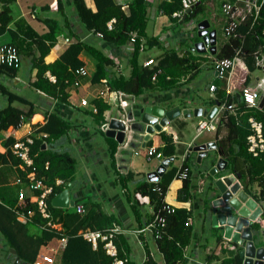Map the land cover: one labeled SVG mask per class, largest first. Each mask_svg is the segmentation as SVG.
<instances>
[{
	"label": "crops",
	"instance_id": "obj_1",
	"mask_svg": "<svg viewBox=\"0 0 264 264\" xmlns=\"http://www.w3.org/2000/svg\"><path fill=\"white\" fill-rule=\"evenodd\" d=\"M61 1L63 6L59 10L56 8L57 0H1L0 7L5 3L9 8L12 17V20L8 23L9 27L16 28V21L18 19H23L32 28L41 33L48 28L44 18L54 16L60 18L65 31L72 32L73 29H75L78 31V34H81V39L87 37L92 38L89 32H84L79 27V22L73 11L72 1ZM84 1L87 6L95 10V3L93 0ZM116 1L127 4L130 0ZM146 1L149 20L147 31L157 36L161 45L160 47L154 45L160 48V51L156 55L144 53L146 50L145 46L142 50L144 54H141V62L147 57H153L155 61H157L156 57L162 53L165 48H173L179 55L189 53L197 57L196 60L198 64L194 65L192 63L195 60L190 61L191 67L186 69L181 76H179L178 81H176L173 86L161 89H157V87L155 89H144L138 94L133 93L135 95L133 97L126 94L128 105L124 108L118 104V96H116L115 92H111L110 95L109 92L106 94V97L110 100L102 97L103 100L108 103L109 107L103 111V118L99 119L97 122L94 117L97 108L93 99L98 96V93L96 86L91 83V75L96 68V59L86 51H82L80 56L85 60L84 66L86 67L87 74L75 75L76 77L74 80L78 79V83L73 84V80L69 84L67 89V100L64 103H58V100L50 97V95H47L42 90L35 89L31 86L30 82L36 77V67H32L30 57L24 53L20 56V64L15 74L10 76L8 73H2L0 75V81L7 84L11 90L17 93L21 92L20 89L23 90V88L29 87L34 95H28L26 93L25 96L38 106V110L42 111L46 108L51 109L52 106V109H55L61 116L68 118L70 122L73 123L67 133L52 138L50 142H46V139H44L42 147L46 148L48 146L58 151L68 150L74 157H76V152L79 151L81 156L90 159V161L85 164L87 165L86 167L82 166V168H79L80 170L76 168L72 179L63 178L64 187L68 188L70 198H73L76 203L84 204L85 212L88 207H100L104 212L114 216V221L111 225L117 224L122 229L118 233L119 237L117 238V242H115L116 245L119 244L122 254L124 255V257H121L126 259L125 262H127V264H145V259L148 255L158 264H165L163 253L158 248L156 237L154 236V229L148 227L149 223L152 222L158 214L155 213L151 220L149 217L154 211L147 196L133 193L132 196H135L136 199L139 200L140 221H138L134 209L131 206V200L128 198V193L133 191L135 185L139 181H151L147 173L154 171L163 160L162 158L156 157L151 160L146 159L143 147L145 143H142V145L140 144L141 135H139L138 132H144L147 125L146 122L142 121V114L145 108H164L166 111L177 108V111L172 117L168 118V121L162 124L160 129L152 131L149 139L146 141L162 151V147L166 142L163 140L161 133L165 132L171 136V142L173 144V151L171 154L173 155V159L165 166L166 169L159 175L158 180L160 176L171 167L180 168V170L183 166L188 167L187 176L184 177L188 179L187 191L182 194H185V198L179 197V191L182 187L184 178L177 175L174 176L168 184L163 197V201L166 204L172 205L175 208L184 207L190 211L188 220L191 226L190 241L184 246L183 258L177 264H221L222 258L228 256L229 251L237 250L239 252L243 244L233 242L224 237L218 224L213 223L211 216L212 206L214 205L216 195L219 193L218 188L216 189L217 186H215V180L223 174L235 175L242 189L243 187L240 177L238 176L240 173L228 169H223L218 172L211 171L218 158L223 155L219 151L217 140L222 138L225 133L224 120L221 121L220 119L227 111V109H225L219 113L217 116L218 119L216 120L214 116L216 109L215 105L218 101L216 93L218 89H220V86H222L224 91L230 95L229 98L232 99L233 106H235V98L240 100L238 93L241 87L245 84H255L257 78H260L261 71L258 67L254 70H249L243 59L238 56L234 60L235 65L230 75L225 78L219 77L213 68V59L216 58L215 53L218 47L229 35H225L222 30L225 39L219 38L217 28H215L211 18L208 16H201L197 18L195 22L192 20L193 17L185 21V16L182 19H177L173 15H169L160 10L159 3L161 0ZM222 1L223 0H221V2ZM257 1L260 2L261 0ZM205 4L208 5V1H206ZM123 8H126V6ZM54 11L58 14L54 15ZM63 14L69 17V22H71L70 26L65 25ZM212 18L217 22L220 21L222 27L224 23L222 12L221 16L215 14ZM203 22H206V25ZM175 23L181 24L175 27ZM201 27H204L206 31H209L211 28L214 31L212 34V40H214V42L212 44L215 49L209 50L198 47V42L203 40V34L201 33L203 30ZM192 33L194 35H199V38H192ZM12 37L13 35L8 30L0 33V44L10 42ZM73 40H75L73 35L67 36V34L63 33L58 34L54 45L44 57L45 61H52L55 59L68 43ZM28 41L29 40L25 39L24 45L28 44ZM96 44L103 48V50L113 58L116 65H118L116 68L117 70H121L125 75L129 73L130 68L127 61L131 49L128 47L127 42L119 48L114 45L106 46L100 39L97 40ZM32 50H35L33 45ZM203 65L210 71V75L205 81L196 80L195 76ZM124 66H127V69H124ZM166 78L168 79L169 75H167ZM211 83L216 85L213 91L209 90V85ZM21 94L24 95V93ZM82 98L87 99L88 102L86 104H81ZM229 98L227 99L229 100ZM6 103V98L0 93V105L4 106ZM13 104L19 105V107L23 109L27 108V105L18 102H13ZM113 109H115L114 113ZM124 110H126L124 114L131 115L134 121L132 123V138L128 143L121 144L114 134H106L101 128L100 123L104 120H108L111 116H120V113L124 112ZM229 110L232 111V109ZM40 115L41 113L37 112L29 121L22 120L14 130H3L0 135V151L5 150V145L2 142L6 134H11L16 138L33 133L34 126L32 124L36 126L37 122H41L42 119ZM203 119H211L213 122L216 121V126L215 128L206 129L197 133V124ZM96 131L100 132L102 135V141L95 140L94 133ZM36 135L41 137L40 132ZM213 140L216 143L215 147L208 148L204 153H199L197 150L188 151L190 144L210 142ZM113 144L115 145V150L111 155ZM171 154L163 153L164 156ZM223 157L227 159L225 155H223ZM89 164L94 165V169H91ZM2 167L4 166L0 163V169ZM128 173L132 174L127 180L125 179L122 184L121 177H124V175ZM18 178V174L13 165L9 166L8 164L5 170L0 171V186L5 184L10 187V189L6 191V196L11 198L18 190V195L19 192L22 191L26 198H32L31 189L28 185H22L20 182L22 179L19 178V181L17 180ZM58 178L61 177H56L54 180L55 183ZM71 187H73L72 190ZM254 187H256V185H254ZM233 196L234 195H232V197ZM145 205H149V207L147 208ZM259 206L261 207V205ZM72 207L62 208L69 210L68 208ZM262 213L263 209L261 207V213L256 216V218L259 217V219L254 220L250 219V216L247 217V220H249L248 225L251 230V224L256 222L260 225L258 230L264 232V217H261ZM26 224L27 230L31 234H38L40 229H42V225L35 223L34 220L27 221ZM72 225L73 224L69 221H67V223L65 222V225L62 221L60 222V228L64 233L72 230ZM218 232H221V239H217V236L220 235ZM5 234L11 236V232L7 230L4 232L0 229V264L23 263L25 260L19 257L15 247L9 245V242L4 237ZM254 245L256 247H264V241L258 245L254 243ZM63 246L64 243H61L57 237H54L40 245L36 256L49 254L53 257V262L50 264H60ZM208 258L210 259L208 260ZM240 264H242V258Z\"/></svg>",
	"mask_w": 264,
	"mask_h": 264
},
{
	"label": "trees",
	"instance_id": "obj_2",
	"mask_svg": "<svg viewBox=\"0 0 264 264\" xmlns=\"http://www.w3.org/2000/svg\"><path fill=\"white\" fill-rule=\"evenodd\" d=\"M71 1L79 27L84 32H89L92 38L81 39V34H78L75 29L72 32L65 31L60 18L54 16L44 18L48 28L41 33L32 28L23 19L16 21V28L9 27L8 23L12 20L9 8L5 3L0 7V33L8 30L13 35L10 42H4L0 45L11 44L15 46L19 56L22 53L29 56L32 67H36V77L30 82L31 86L58 100V103H64L67 100V89L76 77L75 68L85 65V60L80 56L82 51L88 52L96 59V68L91 75V83L96 86L97 93L104 89L105 86L108 89L135 94L149 88H167L173 86L178 81L179 76L191 67L190 61L195 60L192 63L194 65L198 64L196 56L189 53L179 55L173 48L163 49L162 53L156 57V63L152 66L142 64L140 59L143 48L145 46L149 48L154 45L160 47L161 45L159 38L147 31L149 20L146 0H130L126 8H123L122 3L116 0H93L95 10L87 6L84 0ZM62 6V1L57 0L56 8L59 10ZM159 7L160 10L171 15L173 10L181 7V0H161ZM205 9V0H200L188 12L185 21L197 13L204 12ZM63 15L65 25L70 26L69 17L65 14ZM112 18L114 21L109 28L107 22ZM180 24L177 23L175 27L180 26ZM133 30L136 31L137 37L127 61L130 70L125 75L121 70L116 69L118 65H116L113 58L103 48L97 46L96 42L100 39L106 46L114 45L119 48L126 44L130 31ZM98 32L101 34L99 35ZM60 33L67 34V36L73 35L75 40L69 42L55 59L45 61V55L54 45L57 35ZM236 33L235 35H229L220 44L215 53L216 57H232L236 50H240L239 54L247 68L249 70L256 69L253 52L259 47L264 48V3L260 7L258 17L253 19L249 16L244 23H240L237 26ZM141 37L144 38V47L142 49L140 48ZM25 39L29 40L26 45H24ZM32 45L35 50H32ZM18 67L19 65L14 66L13 64L1 62L0 75L2 73H8L10 76L14 75ZM47 71L55 76V80L49 78L46 74ZM155 72V79H152V75ZM167 75H169L168 79L166 78ZM104 79L105 81H103ZM0 93L4 95L7 101L4 106L0 105V135L3 130L11 131L16 129V126L22 120L29 121L37 112L41 113L40 117L42 119L41 122L36 123V126L32 124L34 132L29 133L33 137L29 150L33 160L32 164H25L23 168L20 166L22 160L12 152L10 147L16 138L11 134H6L2 142L5 145V150L0 151V163L4 167L0 171L5 170L8 164L9 166L13 165L18 177L22 179L20 181L21 184L27 186L29 181L26 174L28 171L33 170L36 178L53 186L54 192L62 190L65 186L64 181L62 184H56L54 180L56 177H61L62 179L73 178L76 171V157L68 150L58 151L48 146L43 148L42 142L44 139H46V142H50L52 138L67 133L73 123L68 118L61 116L55 109H52V106L51 109L38 110V106L33 101L29 100L25 95L11 90L7 84L1 81ZM99 95L93 99L97 108V112L94 113L97 122L103 118V111L109 107L108 103ZM216 97L218 100L223 101L229 98L230 95L220 86ZM13 102L27 105V108L23 109L19 105L13 104ZM235 102L236 105L233 111L227 109L225 114L222 113L220 120H224L225 133L222 138L217 140V145L219 151L228 159L227 169L240 173L238 176L243 189L260 203V201H264V149L257 155H253L247 149V134L250 133L248 122L250 115L262 121L264 134V104L261 107L248 106L242 99L239 100L237 98H235ZM39 132H45L46 136H37L36 134ZM161 136L166 142L162 147V152L171 154L173 151L171 136L165 132L161 133ZM114 150L115 145L113 144L111 155ZM46 162L48 163L47 165H45ZM179 170L180 168L171 167L160 176L157 182L139 181L133 191L128 193V198L131 200V206L138 221H140L139 200L132 196L133 193L147 196L154 211L150 214V219L154 217L155 213L164 217V224L161 226L155 225L154 229L160 230V236L155 237L158 248L163 253L165 264L179 263L183 258V248L190 241L191 226L188 222L190 211L184 207L175 208L163 201L168 184ZM131 174L128 173L121 177V183L123 184L124 180H127ZM187 180L184 178L179 197L185 198V194H182L187 191ZM254 185H256V188H254ZM9 189L8 185L0 186V229L4 232L6 230L11 232V236L5 234L4 237L9 242V245L15 247L16 253L21 259L25 260L24 262L33 264L40 245L54 237H59L62 233L66 236V242L62 248L60 264H112V257L105 252L101 243L96 248H93L88 240L77 233L79 228L87 226L100 229L110 226L114 221L112 214L104 212L100 207L93 208L92 206L88 207L83 214L75 211L74 207L66 210L51 203V198L54 194L51 193L48 195L47 201L53 220L59 223L62 221L64 225L67 221L73 224L72 230L64 233L60 229L45 226V218L37 212L35 203L30 202L26 198L20 209L26 214L29 209H32L33 213L29 221L34 220L35 223L42 225V229H40L38 234H31L27 230V222H21L16 218L14 208L17 206L18 190L13 197L9 198L6 196V191ZM251 227L257 230L260 225L253 222ZM218 234L220 235L217 236V239H221V232H218ZM118 237L119 234L115 237L116 242ZM117 245L118 255L124 257L119 244ZM228 253V256L222 258L221 264L241 263V256L237 250L229 251ZM124 264H127V262ZM145 264L158 263L148 255L145 259Z\"/></svg>",
	"mask_w": 264,
	"mask_h": 264
},
{
	"label": "built area",
	"instance_id": "obj_3",
	"mask_svg": "<svg viewBox=\"0 0 264 264\" xmlns=\"http://www.w3.org/2000/svg\"><path fill=\"white\" fill-rule=\"evenodd\" d=\"M199 1L200 0H181V7L176 9V10H173L171 15H173L177 19H182L184 16L185 17L187 16L188 12ZM263 2H264V0H261L260 2H258L257 0H223L220 4V9H221V12H222L223 18H224V23L221 27L224 34L225 35H235V34H237L236 33L237 26L240 23H244L249 18V16H251L253 19L258 17L260 7H261V4ZM125 6H127V4H122V7H125ZM113 21H114V19L112 18L107 22V25L109 28L112 26ZM201 29L203 30V31L201 30L202 31L201 33L207 37V40L203 39L202 41H199L200 44H198V47H200L201 49H209V50L215 49L214 45L212 44V33H213L212 28L209 29V31L204 30L205 29L204 27H201ZM98 34L100 35L101 33L98 32ZM136 37H137L136 31H134V30L130 31L129 38L127 40V45L131 50H132L133 43H134ZM141 41H142V43L140 45V48L142 49L144 47V45H143L144 38H142ZM239 52H240V50H236L235 54L232 57H222V58L216 57L213 59V68L219 77L225 78V77H228L230 75V73L232 72L234 65H235L234 60L238 56L241 57ZM253 54H254L255 65L261 71L260 78H257L255 84L243 85L241 87L238 95H239V98L242 99L246 105H248V106H259V102H260L262 96H264V48H260V47L257 48L253 52ZM19 61H20V56H19V53L17 52L15 46H13L11 44L0 45V63L5 62L7 64H13L14 66H17V65H19ZM154 63H156V61L153 57H147L142 62L143 65H147V66H152ZM74 72H75V74H78V75L87 74V70H86V67L84 65H81V66L75 68ZM46 74L49 76V78L51 80H55V76L53 74H51L49 71H47ZM155 75H156V72L153 73L152 79L155 78ZM103 81H105V79ZM77 83H78V79H75L73 84H77ZM215 88H216V85L214 83H211L209 85L210 91L215 90ZM111 92H115L116 96H118V100H117L118 104L123 108L128 105V100H127L126 94L130 95L131 97L135 96L131 92L126 93L125 91H121V90L108 89L106 86L104 87V89H101L98 94H100L99 96H101L103 98L105 97V99L110 100L108 97H106V94L109 93V95H110ZM87 102H88L87 99H85V98L81 99V104H86ZM93 108H94V106H93ZM215 108L216 109L214 112V116L216 117V120H217L218 119L217 116L219 113H221L225 109H232V111H233L235 106H233V101H230V103H229L228 99H227V100H223V101L218 100L216 105H215ZM125 112H126V110H124V112H121L120 116H117V115L111 116L108 120H104L103 122L100 123L101 128L105 132L109 131V129H113L115 136H116V134H119L120 131H122L123 135H122V139L120 140L121 144H126L130 141V139L132 138L131 132L133 131L132 130L133 129L132 123H133L134 119L131 115L124 114ZM114 119L119 120L121 122V124L123 125V127L122 128L112 127L111 123H112V120H114ZM158 122L159 121L152 123V127H154V130L157 129V128H155V123L158 124ZM248 122H249V126H250V133L247 134V142H248L247 149L253 155H257L260 151H262L264 149V134H263L262 121L256 119L254 116L250 115L248 117ZM215 126H216V121L213 122L211 119L200 120L197 124V127H196L197 133H200L206 129L215 128ZM138 134L141 135V139H140L141 143L140 144L142 145V143H145V144H143V147L145 150L146 159L151 160L154 157H156V158H162L164 160L167 158L168 159L167 164L170 162V160L173 159L172 154L168 155V156H164L163 152L161 150L157 149L156 146L146 142L149 139L151 132H147L145 130L144 132H138ZM146 134H148V137L144 138V136ZM40 136L44 137V136H46V133L40 132ZM32 142H33V137L30 136L29 134H25V135L16 137V139L12 142V144L10 146L12 152L14 154H16L20 158V160H22V163L20 164V166L22 168L25 166V164L31 165L33 162L32 157L30 156V153H29L30 144ZM211 142L215 143L214 140L210 141V142L198 143V144L204 145V147L200 151L203 152V151L207 150L209 148L207 146V144H209ZM194 145H196V144H192V145L190 144L188 151L193 150ZM221 157L226 159L225 157H223V155ZM226 161H227V159H226ZM47 164L48 163L46 162L45 165H47ZM165 169L166 168L164 167L163 171ZM152 172H154V171H150V172H148V174H153ZM187 172H188V167L183 166V168L177 172V176L184 178L187 176ZM159 175H158V178H159ZM26 176H27L28 181H29L28 187L31 189V192L33 195L32 198H28V199L30 202L35 203L37 212L40 214V216L45 218V223H44L45 226H48L49 228L52 227V228H57V229L61 230L60 223L53 220V218H52L53 216H52V213L49 209V203L47 201L49 194L54 193L53 194V196H54L55 194H57L61 190L58 192H54L53 186L50 184H46L45 182H43L39 178H36L33 170L28 171ZM158 178L150 179V180L157 182ZM17 180L20 181L19 178ZM63 181L64 180L62 178H58V180L56 181V184H62ZM239 190H243L241 188V185H240ZM243 191L247 194V196L249 198H252L256 202V204L259 206V202L257 200H255L245 190H243ZM25 201H26V196L23 194L22 191H20L19 195H18L17 206H15L14 210L16 213V218L19 221L24 222V223H26L27 221L30 220L31 215L33 213L32 209H29L27 214L24 213L20 209V207L25 203ZM72 206L74 207L75 211H77L80 214H83L85 212V207H84L83 203L74 202V204ZM250 212H253V211L250 209ZM260 213H261V211H260ZM253 219L254 220L259 219V217L258 218L255 217ZM248 222H249V220H248ZM163 224H164V217L161 215H157L154 218V220L149 223L148 227H151V229H154L153 227L155 225L161 226ZM121 230L122 229L119 225L113 224L110 227H105L103 229L91 228V227L87 226V227L79 228L77 233L80 234L86 240H88L91 243L93 248H96L98 246V244L101 243L105 252L112 257V262H111L112 264H124L126 259L123 257H120L118 255V248H117V245L115 242V236ZM154 232H155L154 236H156V237L160 236V230L159 229H154ZM57 238L61 243L65 244V242H66V236L65 235H63L61 233V235ZM52 262H53V257L51 255L41 254V255L35 257L33 264H50ZM22 264H28V263L23 262Z\"/></svg>",
	"mask_w": 264,
	"mask_h": 264
},
{
	"label": "water",
	"instance_id": "obj_4",
	"mask_svg": "<svg viewBox=\"0 0 264 264\" xmlns=\"http://www.w3.org/2000/svg\"><path fill=\"white\" fill-rule=\"evenodd\" d=\"M206 25V22H203ZM214 32V31H212ZM213 34V33H212ZM203 39L207 40V37L203 35ZM214 40H212V43ZM200 44V42L198 43ZM232 99L229 98L230 103ZM264 103V96L260 100V106ZM177 111V108L165 110L164 108H145L142 114V121L146 122L145 127L147 132H152L154 127L152 123H155V128L160 129L162 124L168 121V118ZM112 127L122 128L123 125L117 119L112 120ZM106 134H114L113 129L106 131ZM122 131L116 134V138L120 141L122 139ZM148 134L144 136L147 138ZM215 143L211 142L207 144L209 148L215 147ZM204 147L203 144L194 145L193 150L198 152ZM201 152V151H200ZM199 152V153H200ZM201 153H204L201 152ZM168 159H164L152 172L148 174L149 179H156L158 175L162 173L164 167L167 165ZM227 169V161L221 156L218 158L214 165L212 172H218L220 170ZM232 183V184H231ZM215 185L217 186L219 193L216 195L214 205L212 206V219L214 224H218L224 237L229 238L233 242L242 243L243 246L239 249V254L242 258V264H264V247L254 245L252 230L248 225L247 217L250 219L255 218L261 211L260 206L256 202L247 196L243 190H239L240 183L235 178V175H221L216 178ZM232 195H234L232 197ZM75 200L70 198L68 188L64 187L60 192L55 194L51 198V203L59 207H69L74 204ZM246 205H245V204ZM252 209L253 212H250Z\"/></svg>",
	"mask_w": 264,
	"mask_h": 264
},
{
	"label": "rangeland",
	"instance_id": "obj_5",
	"mask_svg": "<svg viewBox=\"0 0 264 264\" xmlns=\"http://www.w3.org/2000/svg\"><path fill=\"white\" fill-rule=\"evenodd\" d=\"M206 1H208V5H206V9L204 12H201V13H197L196 15L193 16L192 20L195 22L197 18L201 17V16H208L211 18L215 28H217V32H218V36L219 38L221 39H225L224 35H223V32H222V29H221V23L220 21H215L212 17L215 16V14H218V16H221V9H220V4H221V0H205V3ZM58 13H56V11H54V15H56ZM184 23V22H183ZM195 33H196V29H195ZM186 34V33H185ZM193 34V33H192ZM192 38H199V35H194L192 36ZM160 51V48L157 47V46H152L150 48H146L145 52L144 53H151L153 55H156L158 54V52ZM142 53V55L144 54ZM22 65H23V62H22ZM127 66H124V69H127L126 68ZM210 75V71H208L207 67L205 65L202 66V68L200 69V71L196 74L195 76V79L196 80H207L208 79V76ZM21 91V92H20ZM20 93H24V95L27 93L28 95H34L33 91L30 90L29 87H25L22 89H20ZM115 112V109H113V113ZM174 123V122H173ZM94 138L95 140H99V141H102V135L100 134V132H95L94 133ZM77 154L75 155L76 156V159H77V167L76 168H82V166L86 167L87 165H85L88 161H90V159H86L84 158V156H81L79 151L76 152ZM89 167L91 169H94V165L92 164H89ZM80 170V169H79ZM216 186V185H215ZM256 188V187H254ZM73 189V187H71V190ZM217 189V187H216ZM86 199V198H84ZM259 205H261L262 209H263V213L261 214V217L263 216L264 217V201H260ZM147 208L149 207V205H145ZM72 207V206H71ZM252 232H253V241L255 244H261V242L264 241V232L261 231V230H256V229H253L252 228Z\"/></svg>",
	"mask_w": 264,
	"mask_h": 264
},
{
	"label": "clouds",
	"instance_id": "obj_6",
	"mask_svg": "<svg viewBox=\"0 0 264 264\" xmlns=\"http://www.w3.org/2000/svg\"><path fill=\"white\" fill-rule=\"evenodd\" d=\"M172 13V12H171ZM17 264H20V263H17ZM22 264V263H21Z\"/></svg>",
	"mask_w": 264,
	"mask_h": 264
}]
</instances>
